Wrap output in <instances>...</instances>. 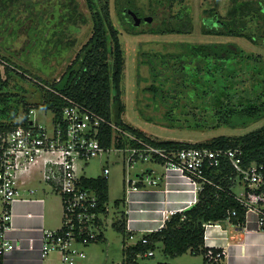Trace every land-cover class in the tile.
Masks as SVG:
<instances>
[{
  "label": "rangeland",
  "instance_id": "rangeland-1",
  "mask_svg": "<svg viewBox=\"0 0 264 264\" xmlns=\"http://www.w3.org/2000/svg\"><path fill=\"white\" fill-rule=\"evenodd\" d=\"M135 1L142 19L149 17V21H141L132 28L121 15L118 0H109L112 21L119 30L125 56L122 81L125 123L156 141L191 143L209 142L221 135L239 136L264 127V115L247 118L235 113L229 122L223 121L230 111L264 104V38L258 36L255 42L247 36L204 32L205 26L218 25L214 12L221 21L231 19L229 10L233 0ZM186 15L190 16L192 30L176 31L175 27L186 20ZM245 18L247 32H262L255 14ZM93 26L86 0H0V68L5 70L3 59L27 73L26 78L19 74L11 78V90L24 96L30 106L42 103L46 93L39 81L52 82L61 77L91 37ZM221 42L238 44L242 54L219 62L196 49L202 44ZM23 115L21 112L20 116ZM34 117L42 118V115L37 111ZM48 117L40 122L50 127ZM153 164L139 163L132 172L140 174ZM107 165L111 169L108 176L110 214L104 237L89 244L76 243L86 253V258L77 259L76 264L126 261L123 235L113 227L115 221L125 220L127 214L124 186L127 172L123 156L112 153L94 158L85 167L84 174L99 176ZM236 191L241 193L242 186ZM48 196L60 216L59 195L50 192ZM117 201L121 204L119 207ZM62 223L61 220L58 229ZM195 254L199 257L188 253L181 261L203 264V253ZM161 261L178 263L165 259L161 249L154 256L138 258L140 263ZM45 264L55 263L47 259Z\"/></svg>",
  "mask_w": 264,
  "mask_h": 264
},
{
  "label": "built area",
  "instance_id": "built-area-1",
  "mask_svg": "<svg viewBox=\"0 0 264 264\" xmlns=\"http://www.w3.org/2000/svg\"><path fill=\"white\" fill-rule=\"evenodd\" d=\"M64 106L60 114L53 108L33 106L20 123L7 130H0V257L15 249L7 237L11 230L13 206L19 199L32 200L35 189H26L23 178L37 173L50 190L59 195L62 207V226L58 230L43 233L41 256L58 257L57 264H76L85 259L86 253L76 243L89 244L104 236V227L110 214L108 201L101 204L97 187L87 185V180L106 178L110 167L103 166L102 174L89 177L84 169L94 158L104 154L120 153L123 156L127 177L124 178L126 200L131 192L143 186L158 185L156 176L147 167L134 175L139 163L162 165L166 172L175 171L194 188L198 201L199 192L206 184H213L210 174L219 169L230 168L234 173L231 195L244 211L241 224L246 230L264 231V162H247L240 147H184L181 149L157 146L124 129L113 119L100 115L73 100ZM39 111L42 118L34 117ZM50 119V127L43 125V117ZM27 121V124H24ZM112 129V142L102 143L104 128ZM241 185L243 191L238 193ZM194 205V204H193ZM117 206V204H116ZM179 211L171 210L166 218ZM237 212H231L236 215ZM231 222L230 217L227 218ZM166 223V222H165ZM213 224H207L206 229ZM221 225V223L214 224ZM165 226V225H164ZM163 226V227H164ZM162 227V228H163ZM148 243L145 235L128 233L125 246L138 242ZM218 250V251H216ZM150 250L148 256L154 255ZM225 255L221 247H208V263L220 262ZM0 264H3V261Z\"/></svg>",
  "mask_w": 264,
  "mask_h": 264
},
{
  "label": "trees",
  "instance_id": "trees-1",
  "mask_svg": "<svg viewBox=\"0 0 264 264\" xmlns=\"http://www.w3.org/2000/svg\"><path fill=\"white\" fill-rule=\"evenodd\" d=\"M92 13L94 22L93 32L88 41L82 46L75 59L67 66L65 72L58 80L49 82L39 81L46 97L42 103L29 105L24 96L15 93L10 88L11 78L19 74L26 78L27 73L16 68L8 60H3L5 70L0 68V130L11 129L20 123L21 118L33 106L53 108L58 114L62 111L68 100L83 105L100 115L113 119L124 129L131 131L138 137L144 138L150 143L168 148L181 149L184 147H240L244 151L247 162H264V127L253 130L239 136L221 135L209 142L191 143L180 140L156 141L148 137L144 132L125 123L122 114L125 104L122 101V81L125 66V56L120 40L119 30L115 27L110 13L109 0H86ZM122 17L129 22L132 28H136L129 20V13H136L142 21V14L135 0H118ZM255 14L260 22V34H252L246 31V15ZM217 20V26H205L204 32L214 35L247 36L257 42V37L264 38V4L262 0H233V6L229 10L231 19ZM175 30L188 33L192 30L190 16L179 23ZM199 53L204 56H213L215 60L224 62L236 59L242 54V49L236 43H209L196 46ZM5 75V77H4ZM22 106L20 116L19 108ZM238 113L240 117L254 118L264 115V104L248 107L243 110H233L223 119L229 122V117ZM20 117V119H19ZM27 124V121H24ZM112 129L104 128L102 143L106 146L112 142ZM213 184H206L199 192L198 201L190 208L177 212L166 220L165 226L160 230L146 235L149 242H138L135 245L125 246L127 236L126 219L115 221L113 227L123 235L126 261L123 264H148L138 262V258L149 257L146 253L155 250L157 244H163V252L171 257L181 256L187 252L203 253L206 256L208 248L205 247V232L207 224L223 223L230 217L233 224L241 226L244 220V211L239 202L231 195L234 186V173L230 168L219 169L210 174ZM87 185L98 188L101 204L109 200L108 181L106 178L87 180ZM120 203L119 201L117 202ZM236 211V215L231 212ZM102 236L101 238H103ZM100 238V239H101ZM218 251V250H216ZM206 264L207 256H206ZM2 263V258L0 257ZM155 264H170L158 262ZM214 264H221L219 262Z\"/></svg>",
  "mask_w": 264,
  "mask_h": 264
},
{
  "label": "crops",
  "instance_id": "crops-1",
  "mask_svg": "<svg viewBox=\"0 0 264 264\" xmlns=\"http://www.w3.org/2000/svg\"><path fill=\"white\" fill-rule=\"evenodd\" d=\"M151 170L156 176H161V181L158 185L143 186L141 190L129 194L125 216L127 234L146 236L154 233L165 225L169 211L181 212L197 202L194 188L178 173L166 172L165 168L157 163L151 166ZM22 187L24 196L28 195L26 189L29 187L34 188L36 192L32 200L19 199L14 203L11 230L7 237L15 249L3 256V264H45L47 259L57 264L56 255L42 259L41 248L44 231L59 228L62 207L58 216L54 211L53 202L48 198L52 191L37 173L32 177L23 178ZM117 202L119 207L121 204ZM205 247L223 248L225 255L219 262L221 264H264V231L246 230L225 221L221 225H211L206 229ZM158 249L163 252L161 242L157 244L154 255ZM188 253L195 258L199 257L191 252L176 257L164 253V257L175 260L178 262L176 264H183L181 258ZM205 258L203 254V264H206ZM185 264L191 263L188 261Z\"/></svg>",
  "mask_w": 264,
  "mask_h": 264
},
{
  "label": "water",
  "instance_id": "water-1",
  "mask_svg": "<svg viewBox=\"0 0 264 264\" xmlns=\"http://www.w3.org/2000/svg\"><path fill=\"white\" fill-rule=\"evenodd\" d=\"M127 20H129L135 26H138L141 23V21L139 20L138 15L135 12L134 13H129L127 15ZM142 21L143 22L149 21V17H145Z\"/></svg>",
  "mask_w": 264,
  "mask_h": 264
}]
</instances>
